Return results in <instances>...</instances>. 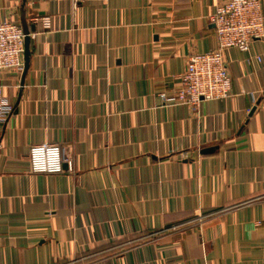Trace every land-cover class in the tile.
I'll use <instances>...</instances> for the list:
<instances>
[{"label":"crops","instance_id":"crops-1","mask_svg":"<svg viewBox=\"0 0 264 264\" xmlns=\"http://www.w3.org/2000/svg\"><path fill=\"white\" fill-rule=\"evenodd\" d=\"M224 1L0 0L31 38L0 70V264H264V36L225 51L229 98L176 96ZM43 142L74 170L33 173Z\"/></svg>","mask_w":264,"mask_h":264},{"label":"built area","instance_id":"built-area-1","mask_svg":"<svg viewBox=\"0 0 264 264\" xmlns=\"http://www.w3.org/2000/svg\"><path fill=\"white\" fill-rule=\"evenodd\" d=\"M218 39L216 49L192 54L181 74L182 86L176 91L181 104L199 106L213 99L231 96L232 78L225 60V51L236 48L248 52L253 40L264 36V14L260 0H225L209 16ZM25 31L9 19L0 21V70H24ZM261 61V57L257 56ZM165 95V94H163ZM13 112L0 84V127ZM33 173L73 171V161L60 143L43 142L30 149ZM175 228V227H174Z\"/></svg>","mask_w":264,"mask_h":264},{"label":"water","instance_id":"water-1","mask_svg":"<svg viewBox=\"0 0 264 264\" xmlns=\"http://www.w3.org/2000/svg\"><path fill=\"white\" fill-rule=\"evenodd\" d=\"M33 29H35V26H33ZM25 50H24V59H25V65H24V72H23V78L25 77V74L29 68V63H30V48H29V45H30V41H31V38H30V31L29 29H26L25 30ZM24 84V79H23V82H22V85ZM255 109L252 110V112L254 111Z\"/></svg>","mask_w":264,"mask_h":264}]
</instances>
